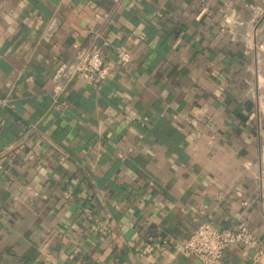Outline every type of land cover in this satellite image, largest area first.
Masks as SVG:
<instances>
[{
	"label": "crops",
	"instance_id": "crops-1",
	"mask_svg": "<svg viewBox=\"0 0 264 264\" xmlns=\"http://www.w3.org/2000/svg\"><path fill=\"white\" fill-rule=\"evenodd\" d=\"M74 44L105 83H53ZM0 96V264H200L203 222L264 264V0H0Z\"/></svg>",
	"mask_w": 264,
	"mask_h": 264
},
{
	"label": "built area",
	"instance_id": "built-area-1",
	"mask_svg": "<svg viewBox=\"0 0 264 264\" xmlns=\"http://www.w3.org/2000/svg\"><path fill=\"white\" fill-rule=\"evenodd\" d=\"M90 32L95 33L93 30ZM73 47L76 50L74 56L57 64L52 78L53 83H59L64 77L69 80L83 79L94 85L105 83L112 68L105 63L100 52L96 49L82 51L78 44H74ZM121 60L129 62V53L124 51ZM10 101L9 97L0 96V111L8 107ZM66 106L65 102L60 105L62 108ZM258 245V239L245 223H240L234 229H220L209 222H203L183 243V248L200 264H216L229 247L253 249ZM263 254L264 246L260 245L254 259L258 260Z\"/></svg>",
	"mask_w": 264,
	"mask_h": 264
}]
</instances>
